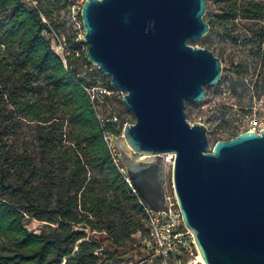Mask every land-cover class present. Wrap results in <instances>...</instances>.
I'll list each match as a JSON object with an SVG mask.
<instances>
[{"label":"water","instance_id":"1","mask_svg":"<svg viewBox=\"0 0 264 264\" xmlns=\"http://www.w3.org/2000/svg\"><path fill=\"white\" fill-rule=\"evenodd\" d=\"M207 4L86 0L85 59L121 91L135 119L115 149L140 201L168 214L173 156L177 206L204 264H264V129L211 146L207 127L186 120L185 104L203 100L222 76L219 58L190 45L209 32Z\"/></svg>","mask_w":264,"mask_h":264},{"label":"trees","instance_id":"2","mask_svg":"<svg viewBox=\"0 0 264 264\" xmlns=\"http://www.w3.org/2000/svg\"><path fill=\"white\" fill-rule=\"evenodd\" d=\"M246 1L242 19L264 18V2ZM231 7L224 20L236 17ZM47 31L21 0H0V264H99L98 251L112 261L134 251L127 238L147 232L140 199L104 141L124 122L102 125L85 90L92 86L73 65L81 57L65 69ZM253 36L262 46L252 53L264 59V28ZM70 48L79 46L70 39ZM26 220L42 223L37 233Z\"/></svg>","mask_w":264,"mask_h":264},{"label":"rangeland","instance_id":"3","mask_svg":"<svg viewBox=\"0 0 264 264\" xmlns=\"http://www.w3.org/2000/svg\"><path fill=\"white\" fill-rule=\"evenodd\" d=\"M40 1L57 33L67 39L76 36L81 22L80 11L75 18H70V13L62 0ZM206 1L208 4L203 20L213 26V32L190 45L209 50L219 58L222 61V76L214 87L205 89L203 100L198 103H186L185 113L186 120L191 125L201 123L211 128V133H207V137L212 146L215 143L214 135L227 140L231 133L239 135L252 128L264 129V59L261 55L252 53L262 46L258 38L253 35L254 32L264 28V18L252 21L242 19L241 6L247 2L246 0ZM235 2L236 17L224 20V10ZM86 52L87 46L82 52L81 59L73 65L80 79L94 88L106 89L109 92L105 103L98 107V113L106 118L114 114L119 122H124V125L133 124L135 119L132 113L122 103L123 94L111 86L110 78L105 77L96 66L87 65L83 61ZM168 159L171 161L169 156ZM171 170L169 166L166 173V193L170 203L173 204ZM25 224L28 230H34L36 233L42 225L32 220H26ZM91 237L98 241L104 239V234L94 231ZM125 244L134 251L127 252L128 249L121 251L112 261L106 260L108 256L98 251L99 264H159L155 257L143 250L137 237L127 238ZM196 256L194 252V257Z\"/></svg>","mask_w":264,"mask_h":264},{"label":"built area","instance_id":"4","mask_svg":"<svg viewBox=\"0 0 264 264\" xmlns=\"http://www.w3.org/2000/svg\"><path fill=\"white\" fill-rule=\"evenodd\" d=\"M85 1L86 0H62L63 5L67 7L70 13V18H75L79 11L81 13ZM21 2L27 10L36 12L40 16L41 21L47 26L48 31L46 34L51 43V50L61 59L65 69L67 68V61L70 56H74L75 58H80L82 56V52L86 47L85 43H83L84 31L82 28V22L79 23V32L71 39L74 44L79 46V49L72 50L70 48V39L57 33L55 27L49 22L40 0H21ZM85 90L88 93L91 102L95 105L97 117L102 125H105L110 119L114 123L119 124L118 118L114 114H111L110 117L106 118L103 116L101 117L98 113V107L105 103L109 92L106 89H97L94 87L85 88ZM126 126L127 125H124L122 127L119 135L112 132L104 133V141L108 150L112 154L114 164L117 166L119 156L118 152L116 154L117 150L115 149V143L117 139L122 136L123 130ZM261 130L262 129L260 128H252L250 131L259 133ZM173 161L174 158L172 156V159L169 162L171 169ZM126 182L130 183L129 179H126ZM171 188L174 203H170V200L167 197L169 209L168 214L165 212H154L140 201L144 210L147 231L146 236L141 238L140 244L144 250L151 254L152 257L158 259L159 264H198L196 262L198 252L193 236L183 224L174 195L173 184ZM194 252L197 254L196 257H194ZM193 257L195 258L194 261L192 260Z\"/></svg>","mask_w":264,"mask_h":264},{"label":"bare ground","instance_id":"5","mask_svg":"<svg viewBox=\"0 0 264 264\" xmlns=\"http://www.w3.org/2000/svg\"><path fill=\"white\" fill-rule=\"evenodd\" d=\"M169 158L170 159H172V156H169ZM169 160V159H168ZM170 162V161H169ZM196 262L198 263V264H204V262H203V260H202V258H201V256L198 254V256H197V259H196Z\"/></svg>","mask_w":264,"mask_h":264},{"label":"flooded vegetation","instance_id":"6","mask_svg":"<svg viewBox=\"0 0 264 264\" xmlns=\"http://www.w3.org/2000/svg\"><path fill=\"white\" fill-rule=\"evenodd\" d=\"M255 2L256 3H258V2H264V0H256Z\"/></svg>","mask_w":264,"mask_h":264}]
</instances>
